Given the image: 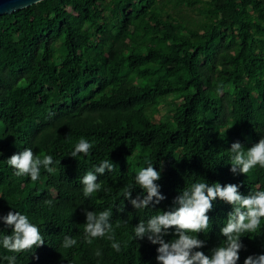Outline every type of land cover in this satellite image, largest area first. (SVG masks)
<instances>
[{
  "label": "trees",
  "instance_id": "1",
  "mask_svg": "<svg viewBox=\"0 0 264 264\" xmlns=\"http://www.w3.org/2000/svg\"><path fill=\"white\" fill-rule=\"evenodd\" d=\"M80 138L93 147L72 158ZM262 138L264 0H45L4 15L0 218L26 215L44 245L13 253L0 243V264L8 256L15 264H157L159 245L137 239L134 227L196 182L235 184L244 196L264 190L259 165L230 171L232 144L247 150ZM25 148L51 155L53 172L41 167L35 182L16 176L7 159ZM106 159L113 170L97 174L101 188L86 198L81 178ZM149 163L166 198L134 209L125 192L142 194L134 178ZM212 203L209 227L197 234L205 246L194 249L208 256L226 239L220 229L233 210ZM85 210H111L119 252L106 237L86 242ZM11 233L0 219V240ZM65 236L77 244L64 249ZM241 243L237 264L264 254V218Z\"/></svg>",
  "mask_w": 264,
  "mask_h": 264
},
{
  "label": "clouds",
  "instance_id": "2",
  "mask_svg": "<svg viewBox=\"0 0 264 264\" xmlns=\"http://www.w3.org/2000/svg\"><path fill=\"white\" fill-rule=\"evenodd\" d=\"M219 91V89H218ZM93 147L86 139L80 138L75 145L71 157L78 154L87 155ZM230 152L231 168L233 174L246 175L257 165L264 168V138L251 148L245 150L240 142L232 144ZM10 167L15 169L16 176H30L33 182L40 176L43 167L47 172H53L49 167L53 164L51 155H35L31 148L12 155L7 159ZM113 163L109 160L102 161L95 167L94 172L89 171L81 178L84 196L90 197L101 188L97 182L98 175H103L106 170H113ZM95 173V174H94ZM161 178V173L155 170L151 163L146 168H141L136 174L135 184L142 190L141 195L132 199V191H126V200H129L134 209H145L150 204H159L166 197L161 195L156 181ZM219 199L232 206L226 223L220 229V234L226 239L223 243L212 249L211 255L202 251H194L205 246L198 233L207 231L210 218L207 215L213 208V201ZM86 223L84 224L85 240L88 244L96 238H107L112 241L111 247L119 252L120 243L115 240L114 228L111 223V210L100 212L84 211ZM262 218H264V190H256L244 196L235 184L221 186L219 183L196 182L183 189L173 201V207L167 211H160L151 217L147 223L141 221L134 227L137 239L147 237L157 248V264H237L239 252L243 248L241 238L246 233L259 234ZM3 223L12 229L11 235L3 236L0 243L4 249L13 253H20L32 249L34 246L44 245V239L37 226L30 223L28 217L19 212L10 211L5 217L0 218ZM119 224H117V227ZM175 229L174 238L166 242L164 237L169 235V229ZM77 244V240L68 236L64 237L62 247L69 249ZM98 256L99 252L96 253ZM38 258V257H37ZM9 264H15L16 257H5ZM244 264H264V254L248 256Z\"/></svg>",
  "mask_w": 264,
  "mask_h": 264
},
{
  "label": "water",
  "instance_id": "3",
  "mask_svg": "<svg viewBox=\"0 0 264 264\" xmlns=\"http://www.w3.org/2000/svg\"><path fill=\"white\" fill-rule=\"evenodd\" d=\"M45 0H0V17L27 9Z\"/></svg>",
  "mask_w": 264,
  "mask_h": 264
},
{
  "label": "rangeland",
  "instance_id": "4",
  "mask_svg": "<svg viewBox=\"0 0 264 264\" xmlns=\"http://www.w3.org/2000/svg\"><path fill=\"white\" fill-rule=\"evenodd\" d=\"M163 113H167V112H170L171 110H173L175 108V103L174 102H171V105H168V106H163Z\"/></svg>",
  "mask_w": 264,
  "mask_h": 264
}]
</instances>
